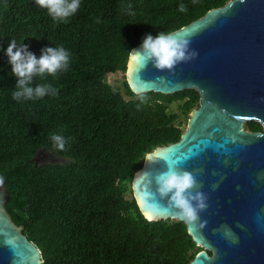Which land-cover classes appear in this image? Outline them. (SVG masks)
Segmentation results:
<instances>
[{
  "label": "trees",
  "instance_id": "obj_1",
  "mask_svg": "<svg viewBox=\"0 0 264 264\" xmlns=\"http://www.w3.org/2000/svg\"><path fill=\"white\" fill-rule=\"evenodd\" d=\"M229 0H80L67 23L56 24L34 0H0V177L5 209L41 251L42 264H188L196 252L184 222L149 221L130 193V180L147 152L176 142L183 129L168 111L181 101L187 115L199 94L123 92L105 74L123 71L132 47L172 32ZM180 4L185 12L178 11ZM11 40L39 57L63 46L71 64L51 83L56 96L16 101V80L5 49ZM251 129H261L258 122ZM49 133L70 138L56 151ZM45 149L62 161L35 163ZM130 194L127 197L126 194Z\"/></svg>",
  "mask_w": 264,
  "mask_h": 264
},
{
  "label": "water",
  "instance_id": "obj_2",
  "mask_svg": "<svg viewBox=\"0 0 264 264\" xmlns=\"http://www.w3.org/2000/svg\"><path fill=\"white\" fill-rule=\"evenodd\" d=\"M189 41L195 58L158 71L131 53L123 70L134 94H199L180 138L146 153L130 180V193L149 221L178 220L199 247L188 264H264V0H229L170 32ZM254 119L263 128L242 129ZM180 161L193 174L205 207L192 222L155 195V176ZM0 185V264H42L40 249L5 209Z\"/></svg>",
  "mask_w": 264,
  "mask_h": 264
},
{
  "label": "clouds",
  "instance_id": "obj_3",
  "mask_svg": "<svg viewBox=\"0 0 264 264\" xmlns=\"http://www.w3.org/2000/svg\"><path fill=\"white\" fill-rule=\"evenodd\" d=\"M34 3L38 8L45 9L56 24L67 23L80 8V0H34ZM186 10L184 4L179 5L178 11ZM131 53L134 58L143 62L144 68L151 63L158 71H171L178 63L187 62L196 56L195 52L189 50V41L177 40L170 32H159L155 36L146 35L140 47ZM4 55L16 80L11 93L12 99L16 101L56 96L59 89L53 84L33 85V81H44L47 77L55 79L60 73L66 72L72 62L71 53L63 46L45 47L37 57L28 51L27 45L22 43L17 46L15 40L8 43ZM49 139L56 151L63 152L70 138H65L62 133H49ZM180 163H166L165 170L155 176V195L160 200H166V207L174 210L176 216L192 222L198 219V213L205 207L204 196L198 191H193L197 181L191 172L180 167ZM2 184L3 178L0 177V185Z\"/></svg>",
  "mask_w": 264,
  "mask_h": 264
},
{
  "label": "rangeland",
  "instance_id": "obj_4",
  "mask_svg": "<svg viewBox=\"0 0 264 264\" xmlns=\"http://www.w3.org/2000/svg\"><path fill=\"white\" fill-rule=\"evenodd\" d=\"M105 78H106V81L109 85H111L112 87L116 88L119 90L120 93L123 94V96L125 98H130V96H127L124 94V90H123V81L122 79H124V76H123V71H120L118 69L116 70H113V71H109L105 74ZM180 104H181V101H173L171 102L169 105H168V111L170 112H174L176 114L179 115L178 117V120L180 121V127L184 130L186 125H187V121H188V118L190 116V112L185 115V114H182L181 113V110H180ZM52 162L53 161H60V160H51ZM127 197H130V194H126Z\"/></svg>",
  "mask_w": 264,
  "mask_h": 264
},
{
  "label": "flooded vegetation",
  "instance_id": "obj_5",
  "mask_svg": "<svg viewBox=\"0 0 264 264\" xmlns=\"http://www.w3.org/2000/svg\"><path fill=\"white\" fill-rule=\"evenodd\" d=\"M124 78H125V76H124ZM251 122H257V121H255L254 119L245 121L242 125V129L245 131H250V132H256V131H262L263 130V128L259 122L258 123L260 124L261 129H251L249 126V124ZM32 160L35 164V163H44V162L51 161V160H61L62 161V158L56 156L53 152H50L48 150L39 149L38 151L35 152L34 156L32 157Z\"/></svg>",
  "mask_w": 264,
  "mask_h": 264
}]
</instances>
